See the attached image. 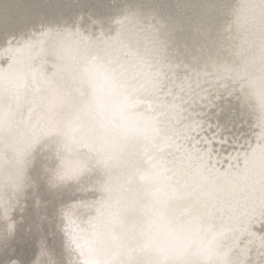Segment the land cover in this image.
I'll use <instances>...</instances> for the list:
<instances>
[{
	"label": "bare ground",
	"instance_id": "1",
	"mask_svg": "<svg viewBox=\"0 0 264 264\" xmlns=\"http://www.w3.org/2000/svg\"><path fill=\"white\" fill-rule=\"evenodd\" d=\"M246 2L221 0L216 23L243 25ZM142 7L169 26L186 23L181 39L191 43L198 8L180 16L167 0ZM69 15L57 0H0V41L47 31L42 46L53 77L42 112L0 113V188L41 177L72 182L59 202L55 238L68 264H180L193 236L182 224L179 176L170 170L155 110L147 20L115 24L112 35L120 28L121 36L101 55L90 50L95 37L87 39V31L61 27ZM231 37L228 46L238 48L235 27Z\"/></svg>",
	"mask_w": 264,
	"mask_h": 264
},
{
	"label": "snow or ice",
	"instance_id": "2",
	"mask_svg": "<svg viewBox=\"0 0 264 264\" xmlns=\"http://www.w3.org/2000/svg\"><path fill=\"white\" fill-rule=\"evenodd\" d=\"M243 9L244 24L236 25L241 44L229 49L230 57L212 71L169 81L170 94H164L167 87L154 94L170 170L179 176L183 194L182 224L191 230V250L200 254L180 264H264V0H247ZM147 34L156 54L162 40L150 29ZM48 35L33 32L0 41V113L44 110V89L53 80L42 46ZM120 36L117 28L110 41ZM222 89L237 104L218 111ZM12 241L0 251V264H35L37 249L19 227ZM49 246L63 255L55 238Z\"/></svg>",
	"mask_w": 264,
	"mask_h": 264
},
{
	"label": "clouds",
	"instance_id": "3",
	"mask_svg": "<svg viewBox=\"0 0 264 264\" xmlns=\"http://www.w3.org/2000/svg\"><path fill=\"white\" fill-rule=\"evenodd\" d=\"M70 13L60 22L61 27L68 25V31L74 34H83L87 31V39L92 41L89 46L91 51L105 54L104 49L110 47L107 43L111 40L112 30L117 19L132 16L141 22L147 20V27L155 33L162 44L150 61L147 72L154 81V94L159 95L167 87L170 94L171 85L178 77L185 73L189 75L199 71H212L230 57L228 46L235 22L225 27L224 23L217 24L216 17L220 14L221 0H167L168 4L175 6L178 15L191 9H199L195 22L191 25V43L181 39L189 26L176 20L171 26L158 19L154 11H145L142 7L145 0H57ZM155 2V0H153ZM163 2V0H162ZM103 10L104 14H101ZM155 21V23H153ZM95 29V30H94ZM31 32L29 29L27 35ZM104 45L101 46L100 42ZM85 71L87 69L85 68ZM216 101L218 111H223L237 104V99L226 90L219 92ZM44 188L41 191V184ZM72 182L57 183L49 180L29 181L19 186L5 185L0 188V251L12 245V231L20 225L23 227V235L35 246L37 255L35 264H68L67 255L61 245V256L55 249L49 246V241L56 238L59 233V202L62 200ZM31 209V219L26 221ZM15 216L13 222L12 217ZM8 225H12L11 230ZM199 253L190 250L186 259L196 260ZM259 259V258H257Z\"/></svg>",
	"mask_w": 264,
	"mask_h": 264
}]
</instances>
